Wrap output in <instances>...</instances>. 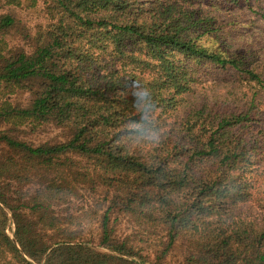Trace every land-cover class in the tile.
<instances>
[{
	"label": "trees",
	"instance_id": "obj_1",
	"mask_svg": "<svg viewBox=\"0 0 264 264\" xmlns=\"http://www.w3.org/2000/svg\"><path fill=\"white\" fill-rule=\"evenodd\" d=\"M4 2L0 264H264V57L211 14L244 0Z\"/></svg>",
	"mask_w": 264,
	"mask_h": 264
},
{
	"label": "rangeland",
	"instance_id": "obj_2",
	"mask_svg": "<svg viewBox=\"0 0 264 264\" xmlns=\"http://www.w3.org/2000/svg\"><path fill=\"white\" fill-rule=\"evenodd\" d=\"M0 3V12L6 11L9 8L8 5ZM7 6V7H6ZM213 10V9H210ZM18 14L30 23H36L38 20V12L36 9L23 10L17 9ZM216 16L217 23L222 27L220 30V40L223 42V46L228 48L229 51L238 49L244 44H248L247 40L252 39L255 49L259 52V58L264 57V0H244L240 7L235 8L232 12H224L213 10L211 13ZM254 50V49H253ZM212 70V69H210ZM209 71V70H208ZM217 72V71H216ZM214 71H210L201 77L200 81L196 83L197 91H207L209 94H218L222 89V85L216 86L214 83ZM216 86V87H215ZM264 125L263 123L261 124ZM22 137L28 141L39 143L42 141L57 140L61 138L59 130L56 129H39L32 131L28 127L21 128ZM259 174L264 173V160L259 164ZM253 207V208H252ZM257 207L252 205L251 207L242 208V212L247 215L257 214ZM97 218V217H95ZM94 218V219H95ZM93 220V219H92ZM90 220L86 228L87 233H98L97 224ZM7 225V232L14 238V223L9 222ZM118 232L121 236L134 234V225L131 224L127 218L123 217L120 221ZM146 245V243H141ZM172 264L178 261L173 258Z\"/></svg>",
	"mask_w": 264,
	"mask_h": 264
}]
</instances>
